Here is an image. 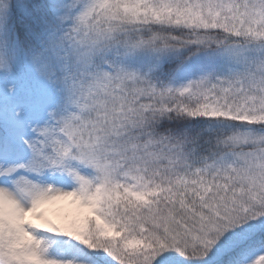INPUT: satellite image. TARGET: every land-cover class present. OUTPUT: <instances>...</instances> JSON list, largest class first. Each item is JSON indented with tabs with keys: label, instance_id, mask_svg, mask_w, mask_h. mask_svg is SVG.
<instances>
[{
	"label": "snow or ice",
	"instance_id": "1",
	"mask_svg": "<svg viewBox=\"0 0 264 264\" xmlns=\"http://www.w3.org/2000/svg\"><path fill=\"white\" fill-rule=\"evenodd\" d=\"M0 264H264V0H0Z\"/></svg>",
	"mask_w": 264,
	"mask_h": 264
}]
</instances>
